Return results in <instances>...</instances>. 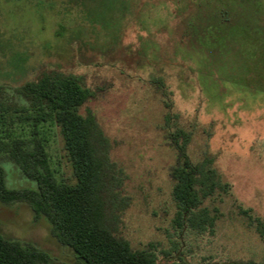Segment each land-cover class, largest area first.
I'll list each match as a JSON object with an SVG mask.
<instances>
[{
	"label": "rangeland",
	"instance_id": "obj_1",
	"mask_svg": "<svg viewBox=\"0 0 264 264\" xmlns=\"http://www.w3.org/2000/svg\"><path fill=\"white\" fill-rule=\"evenodd\" d=\"M49 70L86 91L78 112L95 116L122 171L119 231L134 248L264 264V0H0V85ZM178 128L190 135L186 156L211 159L227 185L204 201L212 229L173 224ZM61 145L57 135L54 161H65ZM2 166L8 187L34 186L14 163ZM0 233L53 264L76 263L26 202L0 201Z\"/></svg>",
	"mask_w": 264,
	"mask_h": 264
},
{
	"label": "trees",
	"instance_id": "obj_2",
	"mask_svg": "<svg viewBox=\"0 0 264 264\" xmlns=\"http://www.w3.org/2000/svg\"><path fill=\"white\" fill-rule=\"evenodd\" d=\"M86 95L75 79L54 70L41 71L19 87L0 85V201L26 202L36 217H45L59 243L74 252L75 264H195L174 246L156 253L152 244L134 248L121 235L120 214L129 204L121 195L122 171L109 158L110 143L95 116L90 110L78 112ZM57 135L64 162L54 161L50 153ZM170 138L177 151L171 170L173 224L212 229L216 214L204 201L227 185L220 182L211 159L194 163L186 156L188 132L178 128ZM2 161L14 163L34 186L8 187ZM67 165L69 170H63ZM241 212L250 223L255 221L247 210ZM256 230L263 235L258 220ZM0 264L53 263L46 251L0 233Z\"/></svg>",
	"mask_w": 264,
	"mask_h": 264
}]
</instances>
